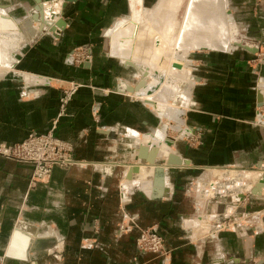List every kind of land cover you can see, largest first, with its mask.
<instances>
[{"label": "crops", "instance_id": "0c3cea01", "mask_svg": "<svg viewBox=\"0 0 264 264\" xmlns=\"http://www.w3.org/2000/svg\"><path fill=\"white\" fill-rule=\"evenodd\" d=\"M138 1L134 9H142ZM4 3L11 14L28 15L24 17L33 33L14 54V76L0 81V144L47 133L59 113L60 88L81 83L57 135L88 165L57 167L50 181L31 186V164L0 156V264H162L155 255L139 253L137 231L119 232L121 184L128 186L125 211L166 240L171 264H225V253L246 258L255 250L264 237L247 238L238 229L221 234L218 241L195 242L185 226L201 211L194 189L207 179H201L205 169L250 168L264 160V117L260 125L254 123L264 109V82L254 87L264 66L250 62L254 49L201 57L187 122L199 131L202 143L193 148L183 141L172 147L166 142H172L167 126L159 130L160 119L149 105L115 92L120 84L132 85L133 76L105 51L104 34L128 16V0L66 2L59 17L64 26L55 31L57 36L49 29L38 30L32 16L35 0ZM12 22L17 30H9L17 32ZM82 45L92 47L93 61L75 67L70 54ZM151 75L139 94H149V88L144 90ZM35 77L43 80L37 83ZM168 148L182 164H166ZM152 157L154 163L149 164ZM240 236L246 237L244 247ZM85 241L96 247H84Z\"/></svg>", "mask_w": 264, "mask_h": 264}, {"label": "rangeland", "instance_id": "374dc122", "mask_svg": "<svg viewBox=\"0 0 264 264\" xmlns=\"http://www.w3.org/2000/svg\"><path fill=\"white\" fill-rule=\"evenodd\" d=\"M140 1H141L142 9H143V16L147 17L148 14L145 15V13H149L152 11L151 15L148 17V19L147 18L146 19L148 22H150L151 25H153V27L155 29L159 28L161 23H160V19H159L160 15H159L158 11L161 10V8H162V6L160 5L161 0H140ZM49 2H51L53 4L54 3L57 4L60 2V6H61L60 12L61 13H59V15L57 17H61L62 13H63V8H64L63 5H64V3H66L65 0H54V1H49ZM138 2H139L138 0H128L129 6L131 7L128 16L124 17L123 19H120L114 25V27L111 28L112 30L109 29L110 31L109 30L105 31V34H104L105 51L110 56L117 59L119 61V63L127 66L131 70V74L133 76V84L132 85L128 86L125 84H123V85L120 84L117 88V91H115V92L120 94V95H123V96H125L131 100L140 101L142 103H145L146 105H149L148 102L146 101V99L155 95L158 91H161L162 89H164L165 84H169V86H171V88H174L177 86L175 88L176 89L175 93H173V94H167V92L164 93L165 94L164 95L165 100L170 105H173L174 107H176V109L175 108L171 109L168 107L166 108L170 111L171 115L169 113V115L167 114V116L165 117V116L161 115L160 112H157L154 108H152V106H150V105L149 106L152 108L153 112L160 119L159 130L164 129L165 128L164 126H167L166 127L167 136L172 139V145H171L172 147L174 146L173 144H175L176 142L185 141L186 144L189 145V147L196 148V147L201 145L202 136L199 133V131H195L194 128L189 126V124L187 122V115L192 110L191 96H192V93L194 91V88L196 87L195 85L197 83V73L201 69V66L203 64L201 57L206 56V55H211L213 53L232 54V53L238 51L239 49L240 50H243V49L244 50H250V49L253 50L254 49L255 50V52H254L255 56L250 62L252 63V65H255V66H264V29H263L264 28V0H222L226 24L229 25V26L227 25L226 37L224 39H221L220 41H218V44H222L223 47H219L217 49H208V48H203V47L185 48L184 50H180V51H182L180 53V56L179 55L175 56L174 55L175 54L174 52H176L175 49L179 48L178 43H176V45H175V43L169 42L168 44H164V47L162 48V53L159 54L160 56L157 55V56H155L154 60L152 59L153 63L155 64L154 65V68H156L155 70H152L151 67L146 68V67L142 66L141 64H139V59H144V56H139L137 58L138 60H136V61H134L135 59H132L133 62H135V64H131V62H124L125 60H127L124 57L120 58L119 56L113 55V49H112V46H113L112 45V37L113 36H112V34L116 30H118L119 26H125V29H126V26H128L127 24H129L130 21L134 20L133 9H134L135 4H138ZM191 2H192V0H182V3L179 7L180 9L178 10V13H177V17H175V20H174L175 22H176V19L178 21V26H177L178 30H179V28H181L180 26H182L184 21H185V18H186L187 12H188L187 10L189 9ZM17 6L20 7V5H17ZM19 7H17V9ZM0 8L4 9V10H0V11L4 12L7 16H9V18L17 24V27L19 29V31L15 35L12 34L15 32H11L9 29H8V31L6 30L2 34L4 42L10 41L11 43H14V47H15L14 48L15 50H12L13 61L10 63L9 61L6 60V63L5 62L2 63V67H3V69L4 68L5 69L3 71H1L2 74H0V81H3V80L8 79L9 77L14 76L13 71H15V69H16L15 66L17 65L16 64L17 58L14 56V54L15 55L19 54L21 52V50L25 47L24 45H25L26 41H28V38H31V35L33 33V29L30 26H28V23L25 20L28 15H21V14L20 15L19 14L13 15V14H11L8 10L7 4L4 3V0H0ZM52 13H53V11H52ZM52 13H51V15H52ZM14 16H16V17H14ZM21 16H23V17H21ZM24 16H26V17H24ZM32 16L34 19L35 14L32 13ZM140 16H141V14H140ZM39 17H40L39 14H36L35 18L37 19ZM36 19H34V21H36ZM36 22H37V26H38V21H36ZM140 26H141V24L140 25L135 24L134 32L141 30ZM48 29L51 30L50 28H48ZM45 31H46V29L43 30L42 32H45ZM51 32H53V31H51ZM54 33L57 36V32H54ZM59 33H60V31H59ZM53 36H54V40L58 39V38H55L56 36L54 34H53ZM125 37H127V36L124 33L122 35V37L119 38V40H121V42L124 43V41L126 40ZM153 38L155 40L158 39V42H159V38L157 36L153 37ZM131 40L135 41L136 35ZM1 43H3V42H0V46L2 45ZM152 43H154L153 40H152ZM102 47L104 48V46H102ZM123 47H125L124 48L125 51L128 52V49H129V52L132 53V55L134 54L132 51V49H134V45H132L131 43H130V47L126 46L125 44ZM150 48H149V50H147L145 52V55L149 56V57L152 56L153 46H151ZM78 51H80L79 53H81L80 57H76V59L71 58L73 66L82 67L85 64L92 63L93 54H92V47L91 46L82 45V46L75 47L71 51V54H70L71 57H72V55H74ZM165 51H166V53H165ZM165 54H167V55H165ZM169 55H170V57L175 56V58H177V59L183 58L184 61H176L177 63H173L174 61L172 59H170V58L166 59L165 56L169 57ZM87 56L90 57V60H87ZM133 58H135V57L133 56ZM129 60H131V59H129ZM178 62H180L182 65H179ZM160 63H161V65H159ZM171 66L174 69L181 70L183 75L182 76L179 75L178 79H176V77H173V75H171L169 73H168L169 75H167V73H165L166 70L164 71V69L168 70L171 68ZM157 67H159V68H157ZM150 73H152V75L150 76L151 78H149L148 81L151 80V83L147 87V88H149V91H148L149 97L146 98V97H143L142 95L140 96L139 92L141 91L142 88L137 89V86L141 82H143L142 87L146 86L147 75H149ZM29 79H30V77H29ZM35 79L37 80V83H40L43 80L40 77H35ZM259 81L264 82V74L257 78V80L254 84L255 88L259 87V85H260ZM83 85L84 84H81V83H73L68 88H66V87L60 88L61 94L59 97V113H58L55 121L53 122L50 130H49V131H51L53 128L54 133L57 137H58L57 129H58L59 121H60L61 117L65 116L67 114V109H68L69 104L71 103V101L73 99V96L77 93L78 89L80 87H82ZM72 91H74V92H72ZM144 98H146V99H144ZM62 106H64V110L62 109ZM258 113H260L262 116H264V109H260L258 111ZM95 118L98 120L97 116ZM256 121H257V119H255L254 123H256L257 125H260V123H257ZM175 127L179 128V129H176ZM66 142L71 144L68 141H66ZM16 144H18V143L10 144V145L6 144V143L0 144V156L5 157L7 159H10L9 157L6 156V154H3V153H5V150H6L4 147L14 146ZM71 146L73 148L72 144H71ZM72 154L74 157V148H73ZM74 159L77 162V164L75 166H86V165H88L87 161L77 160L75 157H74ZM11 160H13V159H11ZM14 161H16V160H14ZM261 162H264V160H262ZM258 165H253L250 168L225 167V168H217V169L238 168V171L264 172V170H262V169L260 170L258 168ZM211 169H213V168H211ZM214 173H217V172H214ZM203 175L204 176L201 179H206V178L207 179L199 181L195 185V189H194V195H196V198L199 201V204H200L199 206H200L201 211H200V213H197V215H195L192 218L187 219L185 221L186 229L189 230L191 233L190 234L191 241L193 240L195 242H198L199 239H204V238H213V239L218 241L221 234H223V233H237L239 231L238 229H241L244 231V233L248 234L247 238L264 237V232L260 231V232L256 233L254 231V229L249 228L250 227L249 224L253 225L254 227L264 226V196L262 197V196H258V195H255V198H250L249 202H246V204L243 201L238 202V205H239L238 209H244L243 211L239 210L240 211L239 216L242 218L244 217V221L246 222V226L250 230L245 229L243 227H237L235 230L233 229L234 231L221 232L218 235V237H217V235H210L211 231L213 229V225H216L217 223H220L223 220V217L220 215L223 214V207H224L223 204L225 205V202L220 201V200L219 201H217V200H211V201H209V200L204 201L203 200L202 201L201 199H199L198 194H197L198 193V190H197L198 184H200L201 182H204V181H209L214 174L210 170V168H208V169H205V171H203ZM51 176H52V174H51ZM50 179H51V177L46 181H40V182H37L35 185H31V186H36L39 183L48 182V181H50ZM221 180H222V182H225L227 180V178L224 177ZM246 183H248V182H246ZM127 187L128 186H123V184H121V186L119 188V191H120L119 194L121 197L120 198V200H121L120 205H121V209H122V219H121V223H120L118 229H119V232L122 234H129V233H132L134 231L138 232V237L136 239V248L139 251L137 240L140 238L141 233L143 231H146L149 229H155V228L154 227H151V228L141 227V225L139 223V218L137 216L132 215L130 213H127L125 211L124 201L126 199L125 196H126ZM244 194H245V192H242L240 197L242 198ZM242 200H243V198H242ZM239 211H237L236 213H238ZM205 216H207V217L210 216L212 220H210V221L206 220L204 218ZM127 218H129V219H127ZM134 218H135V220H134ZM128 230H130V231H128ZM245 238L246 237L240 236V239H241L240 240V242H241L240 246H242V247L245 246V243H244ZM163 240L165 241V245H166V240L164 238H163ZM252 241L253 240H250L251 246L253 245ZM262 243H264V240L259 241V245L256 248H253L255 250L252 249L253 251H251V253L249 255H246V258L240 257L242 255H238L237 257H235V256H229L228 254L225 253L224 254L225 264H264V246H262ZM83 246L87 247V248H95L96 247L94 243H88V241H85ZM166 249L169 251V256H167V258H168L167 260H168L169 264H171L172 263V250L168 249L167 246H166ZM139 253H143V252L139 251ZM148 254H151V253H148ZM152 255H154V254H152ZM155 256H157V255H155ZM231 257H234V259H230ZM158 258H160L162 260V264H166L167 261L165 259H163L161 257H158Z\"/></svg>", "mask_w": 264, "mask_h": 264}, {"label": "bare ground", "instance_id": "6f19581e", "mask_svg": "<svg viewBox=\"0 0 264 264\" xmlns=\"http://www.w3.org/2000/svg\"><path fill=\"white\" fill-rule=\"evenodd\" d=\"M49 1H54V0H41L42 2L41 5L43 7L42 16L44 19L41 18V13L38 10L36 11L35 8H36L37 3L35 4L34 6L35 14L40 15V17L37 18L36 21H38V24H39L38 30H40V27L45 28L47 30L48 27L46 23H50L49 25L50 27L54 26L55 24V29L53 31L55 32L56 30H60V28H58L56 24L58 23V20L60 19L57 16L60 13L61 6H60V3L53 4ZM45 3H47L46 7L43 6V4ZM181 3H182V0H161L160 5L162 6V8L161 10L158 11L160 15L159 19H160L161 24L159 28H156V29L153 27V25L150 24V22L147 21L152 11L149 13H145V15L146 14L148 15L147 17H144L141 7H135V9H133L134 20L130 21V23L127 24L128 26L126 27V29H125V26H121L120 27L121 29L116 30L114 34H112L113 35L112 49H113L114 54H118L119 56L127 55L128 58H130L131 60H125V62H131V64H135V62H133L132 59H135L134 61H136L138 60L137 58L139 56H144V59H139V63H141V65L146 68L151 67L152 70H155L156 69L154 68L155 64L153 63L152 59L154 60L155 56L157 55L160 56L159 54L162 53V48L164 47V44H168L169 42H173L175 43V45L176 43H178L179 48L175 49L173 47L176 51L174 52L175 56L176 55L180 56V53L182 52L180 50H184L185 48L203 47V48H208V49H217L219 47H223L222 44H218V41L226 37L228 24H226V19L224 16L222 0H192V2L190 3V7L187 10L188 12H187L185 21L183 25L180 26L181 28H179L178 30V27H177L178 21L177 19H176V22L174 20H175V17H177V13H178V10L180 9L179 7ZM0 10H4V9L0 8ZM50 11H53L54 13V14L52 13L51 15V17H53V20H51V18L48 19V16L50 15ZM7 17L9 16H7L4 12L0 11V42H3L1 43L2 45L0 46V67H1L0 74H2L1 71L5 69V68L3 69L2 67V63L4 62L6 63V60L11 63L13 61V58L11 57L12 50H15L14 43H11L10 41L4 42L3 36H2V34L6 30L8 31V29H11V27L14 30H17V28L14 27V23L12 22V20ZM135 24H139V25L141 24L140 26L141 30L134 32ZM17 32L12 33V34L15 35L17 34ZM124 33L127 37H125L126 40L124 41V43H122L121 40H119V38L122 37ZM135 35H136V40L135 41L131 40L135 37ZM156 36L159 38V42H158V39L155 40L153 38ZM152 40L154 41V43H152ZM130 43L134 45V49H132L134 53L133 55L132 53L129 52V49L127 52L124 50L125 47H123L124 44L130 47ZM151 46H153V53H152V56L149 57L145 55V52L149 50ZM170 55L169 57L168 56H165V57L166 59H169V58L172 59L174 61L173 63H177L176 61H184L183 58L177 59L175 58V56L170 57ZM133 56L135 58H133ZM178 64L182 65L180 62H178ZM159 65H161V63ZM164 71L165 73H167V75L171 74L173 75V77H176V79H178L179 75L181 76L183 75L181 70L174 69L172 66L168 70L164 69ZM176 87L171 88L169 84H165L164 89H162L161 91H158L155 95L151 97H149L148 95L147 96L144 95L145 92H143V94L141 92L140 95H142L143 97L145 96L146 98L149 97L148 99H146L148 104L152 106V108H154L157 112H160L161 115L166 117L167 114L169 115L170 113V111L166 108L168 107L171 109L172 108L176 109V107H173L165 100L164 93L167 92V94H173L176 91L175 89ZM146 90H148L147 87L145 88L144 91ZM175 128L179 129L177 127ZM166 142L168 146H171L169 144V142L171 141H166ZM171 155H174L179 161H181V163H183V160L180 157H178L176 154L172 153L171 149L169 148L164 151L163 157L167 158V162H168V159ZM210 170L213 172L214 177H218V178L225 177L230 180L229 186L224 185L221 188L223 189L229 188L230 190H233L234 192L233 201L241 200L242 198L240 197V195L242 192H244L245 188L247 189L249 186L257 185L258 183L260 185L256 187L255 189L258 188L257 189L258 196L262 195L264 184L260 183V181H262L260 178V172H246V171H238L234 169H217V168H213V169L210 168ZM214 172H217V173H214ZM228 208L230 209L228 210V212H230L231 206H229Z\"/></svg>", "mask_w": 264, "mask_h": 264}, {"label": "built area", "instance_id": "2783aa9c", "mask_svg": "<svg viewBox=\"0 0 264 264\" xmlns=\"http://www.w3.org/2000/svg\"><path fill=\"white\" fill-rule=\"evenodd\" d=\"M79 52L80 51L76 52L71 58L76 59V57H80L81 53ZM87 60H90L89 56H87ZM62 109L64 110V106H62ZM263 117L264 116L258 113L256 122H262ZM4 148L6 149L5 153H2L6 154L10 159L16 160L20 163L31 164L33 166L34 169L31 178V185H35L40 181L48 180L51 177L53 170L57 167L69 168L77 164L72 154L73 148L71 144L58 138L55 135L53 128L45 134L31 133L24 141L14 146ZM258 168L264 170V162H261L258 165ZM230 169L238 170V168ZM260 178L262 180L260 183L262 182L264 184V172H260ZM221 179L222 178L214 177L213 175L209 181H204L198 184L197 189L198 197L202 201L220 200L225 202V205L223 204V214L220 215L223 217V220L220 223L213 225L210 235H217L218 237L221 232L234 231L237 227H243L245 229L252 228L256 233L260 231L264 232V226L254 227L249 224V228L245 227L246 222L244 221V217L242 218L239 216L240 211H243L244 209H238V202L243 201L246 204V202H249L250 198H255V195H253L251 190L255 189L260 184L258 183L257 185L249 186L247 189L245 188V194L242 197L243 200L233 201V190H230L229 188H221L224 185L229 186L230 180L227 179L225 182H222ZM261 196H264V189ZM229 206H231L230 212H228V210H230L228 208ZM237 211L239 212L236 213ZM204 218L208 221L212 220L210 216H205ZM137 242L140 252L157 255L158 257L165 259L167 261L166 264H169L167 260L169 251L166 249L165 241L155 229L143 231Z\"/></svg>", "mask_w": 264, "mask_h": 264}, {"label": "water", "instance_id": "95a60500", "mask_svg": "<svg viewBox=\"0 0 264 264\" xmlns=\"http://www.w3.org/2000/svg\"><path fill=\"white\" fill-rule=\"evenodd\" d=\"M70 1H73V0H65V2H70ZM35 2L37 3L36 8H35L36 11L38 10L41 14H43V9H42L43 7L41 5L42 4L41 0H35ZM51 13H52V11H50V15L48 16V19L51 18ZM34 14H35V10H34ZM35 16H36V14H35ZM35 16H34V19H36ZM46 25L48 28L50 27L49 26L50 23H46ZM56 25L58 28L62 29L64 26V23H63V21L58 20V23ZM43 30H45V28L40 27V31H43ZM51 31H54V29H51ZM142 86H143V82L139 83V85L137 86V89L141 88ZM169 144L172 145V142H169ZM147 162H149V164H153L154 163V157L147 159ZM180 164H182L181 161H179L174 155H171L168 159V162H167V165H169V166H178ZM135 170L137 171V168H135ZM257 189L252 190V193L254 195H257V193H258Z\"/></svg>", "mask_w": 264, "mask_h": 264}]
</instances>
